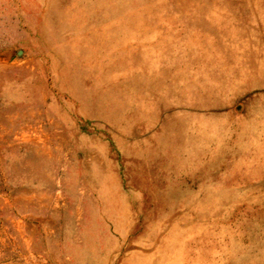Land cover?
Here are the masks:
<instances>
[{
    "label": "rangeland",
    "instance_id": "374dc122",
    "mask_svg": "<svg viewBox=\"0 0 264 264\" xmlns=\"http://www.w3.org/2000/svg\"><path fill=\"white\" fill-rule=\"evenodd\" d=\"M0 264H264V0H0Z\"/></svg>",
    "mask_w": 264,
    "mask_h": 264
}]
</instances>
